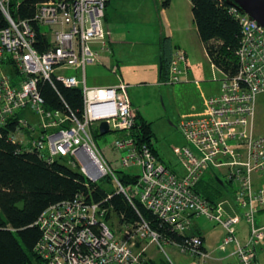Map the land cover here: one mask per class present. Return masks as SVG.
Instances as JSON below:
<instances>
[{
	"label": "built area",
	"instance_id": "2783aa9c",
	"mask_svg": "<svg viewBox=\"0 0 264 264\" xmlns=\"http://www.w3.org/2000/svg\"><path fill=\"white\" fill-rule=\"evenodd\" d=\"M20 1L0 0V10L7 20V25L0 29V66L10 63L18 75L13 79L0 71V126L29 109L30 118L19 116L9 134L20 150L36 151L49 161L66 158L68 164L79 167L92 182L111 175L118 192L129 199L128 194L137 196L141 204L184 236L180 241L165 238L142 218L134 223L107 218L113 210L110 205L77 194L49 205L39 214L36 223L40 237L34 246L39 261L150 264L147 245L151 242L161 246L166 242L201 262L211 253L200 235L187 231L188 212L222 226L224 235L219 247L224 250L235 243L232 253L238 264H257V247L264 248V224L255 221L258 212L264 211V135L255 133L254 116L256 96L264 91L263 27L229 5L240 26L236 51L239 69L232 76L221 71L219 92L204 97L201 110L191 107L182 115L178 127L186 144L176 149L184 161V173L180 174L164 165L147 143H138L131 135L137 114L125 83L102 87L85 83L86 66L97 60L101 50H109L104 28L108 0L36 2L32 21L47 29L42 32L50 42L43 52L34 46V25L11 12ZM94 40L99 42L98 49L92 47ZM185 63L183 51L172 54L166 71L167 83L181 79ZM40 80H58L66 86L79 87L81 116L47 109L38 89ZM102 120L108 122L110 129L124 132L115 140V145L124 151L121 162L138 168L136 189L130 188V192L112 172L89 129L92 122ZM212 167H224L228 181L234 185L232 200L237 205L234 214H226L220 200H208L197 191L200 179ZM241 220L248 226L243 242L237 236Z\"/></svg>",
	"mask_w": 264,
	"mask_h": 264
},
{
	"label": "trees",
	"instance_id": "16d2710c",
	"mask_svg": "<svg viewBox=\"0 0 264 264\" xmlns=\"http://www.w3.org/2000/svg\"><path fill=\"white\" fill-rule=\"evenodd\" d=\"M38 1L40 0H21L19 6L11 12L34 25V46L43 52L50 42L42 32L47 29L32 21L34 5ZM190 1L198 36L209 60L227 76L236 74L239 69L236 51L240 26L229 11V4L224 0ZM162 4L167 7L169 0H163ZM6 25L7 20L0 10V29ZM165 65L163 56L161 78ZM38 89L47 109H60L81 116L83 104L79 87L66 86L58 80H40ZM23 113L24 111L19 112V116ZM19 116L9 118L6 125L0 126V264H30L31 255L39 261L34 252V246L40 237V229L36 223L39 214L49 205L72 199L77 194H82L86 200L110 205L113 210L107 218L114 217L121 223H134L142 218L163 237L174 241L182 240L183 235L173 231L162 218L141 204L137 196L128 194L129 199L117 190L107 191L96 181L87 180L75 167H70L66 158L49 161L40 157L36 151L20 150L9 136ZM131 135L138 143H147L157 156L150 122L136 121ZM116 175L123 186L127 182H136L137 178V175ZM221 184L223 183L214 175L209 179H204L203 176L196 188L203 197L214 201L222 190Z\"/></svg>",
	"mask_w": 264,
	"mask_h": 264
},
{
	"label": "rangeland",
	"instance_id": "374dc122",
	"mask_svg": "<svg viewBox=\"0 0 264 264\" xmlns=\"http://www.w3.org/2000/svg\"><path fill=\"white\" fill-rule=\"evenodd\" d=\"M139 1L143 2V0H112V5L110 6V18L117 25H125L126 23L133 30L137 29L136 13L137 9L142 7ZM177 1L178 4L174 5V10L175 13H178L177 23H180L179 26L176 25V36L180 38L187 48H184L183 46H173L172 44V46H170L167 50L168 52L165 53V62L169 54L171 56L176 50H181L183 52L186 51L187 54L194 58V65L190 63L189 66L197 67L201 71V73H199V75L194 79L202 81V79L206 76L211 78V82H216L217 85H220L219 78L221 74L213 69L207 53L204 51V45L200 43L199 39L194 42L191 38V30L194 33L191 1ZM116 2L120 5L119 11H121V13L119 14L115 13V9L113 7V5H116ZM145 4H151L153 8H156L155 10H157V13H159V11L163 8L162 2L156 3L154 0H147ZM131 13H134L133 17L135 20L133 22H128L125 14L129 15ZM109 24V21L105 20L106 27H109ZM118 37L122 39V42L116 44L117 54L120 55L123 60L122 72L124 74V78L122 80L127 85V93L131 98L133 107H135V110L137 109V122L141 123L143 120L150 122V126L153 130V145L158 152L157 155L160 160L164 165L177 173H184V161L180 158L176 149L184 146L186 144V139L183 137L178 126L182 115L189 112L192 105H197V108H199L200 105H203V102L198 98L200 93L196 87L197 82L193 81V79L192 81L184 83H181L180 80L175 83H167L166 75L168 72L166 71L169 63L168 61L167 65H165L166 69H164L161 80L154 83H146L141 79V81L137 83V54H132L126 44V42L130 40L132 44H136L137 36H135V34L131 31L130 34L121 33ZM164 40L166 39L164 38ZM173 42H175L174 39ZM170 56L168 58L169 60ZM161 60L162 56L159 55V68ZM204 68H206V73ZM213 70L215 71L216 76H213ZM0 71L12 76L13 79L18 77L10 63H3L0 66ZM69 72L70 71H66V73ZM88 72L89 70L87 73ZM86 84L90 86L93 84V81H91L88 77ZM29 114L30 110L25 109L23 116H28ZM28 117L30 118V115ZM98 124V121L92 122L89 129L94 136L93 139L95 140L97 147L107 161L112 172L122 176L138 175V168L133 166H124L121 162L120 156L124 153V151L115 145V140L122 137L123 133L114 129H110V131L106 133H100ZM254 128L256 134L264 135V91L258 93L256 96ZM69 166L72 167L70 164ZM76 169L79 170V167ZM212 175H217L223 182V184H221L222 190L216 200L226 199L225 209L232 214L234 211H229L228 209H233L234 206L235 208L237 207L236 204L233 206V204L230 203V197L233 195L234 185L232 182L228 181L224 167H212L207 170L203 176L204 179H209ZM96 182L107 191L117 190L116 184L112 180L111 175L101 176ZM124 187L129 192L130 188L136 189V185L134 183L128 182L124 184ZM194 215L195 216L191 219L192 232L199 229L203 235L207 236V244L212 246L211 244H215L216 241H218L223 235L224 230L222 226L219 223L207 219L203 215ZM112 221L116 222L117 220L112 219ZM255 221L257 224L264 223V211L258 212L255 216ZM237 226L239 227L237 236L243 242L247 237L248 226L244 220H241ZM152 244L153 245H150L151 247L149 248V253L154 256L155 261L158 264H185L188 262L193 264H203L201 262L194 261L187 254L181 253L170 243L162 242V247L157 243ZM215 246L216 249H218L217 246L219 247V241L215 244ZM232 247H236L235 243L229 244L224 250L218 249L219 251H216L215 255L225 256V252H230ZM209 250H212L211 247H209ZM257 252L259 255V264H264V248L258 246ZM222 261H224L223 264H231L227 257H225V260ZM207 262L211 261L207 260L206 263ZM30 264L42 263L31 255Z\"/></svg>",
	"mask_w": 264,
	"mask_h": 264
},
{
	"label": "crops",
	"instance_id": "0c3cea01",
	"mask_svg": "<svg viewBox=\"0 0 264 264\" xmlns=\"http://www.w3.org/2000/svg\"><path fill=\"white\" fill-rule=\"evenodd\" d=\"M130 1H132V0H130ZM146 1L147 0H143V2L139 1L141 3L142 7L137 9V13H136L137 29H134V30L131 27H129V25H127L126 23H125V25H123V24L117 25L116 23L113 22L112 19L110 18V8H111L110 6L112 5V0H108L106 2L105 14H104V28L106 30L107 37H108L107 43L109 46V50H101L98 57H97V60L86 66V68H85V83H86V80L88 79V77L91 81H93V84L90 86H110V85L118 84L119 82H123V80H122L124 78V74L122 72L123 60L120 57V55L117 54V47H116L117 43L122 42V39H120V37H118V35H120L121 33L130 34L132 31L135 34V36H137L136 44H132L130 42L131 40L126 42V44L129 47L130 52L132 54L133 53L137 54V79H138L137 83L139 81H141V79L146 83H154V82L162 79L161 78V71L162 70L159 68V62H158L159 55L162 57L164 56V58H165V53L168 52L167 50L170 48V46H172V44H173V46H183L184 48H187L186 45L183 44V42L180 40V38H178L176 36V25L179 26L180 22L177 23L178 13H175L174 5L178 4V1L177 0H169L168 6L163 7L161 9V11H159V13H157V10H155L156 8H153V6H151V4H145ZM154 1L156 3L163 2V0H154ZM113 7L115 9L116 14L121 13V11H119L120 5L118 2H116V5L115 6L113 5ZM133 15H134V13H131L129 15L125 14L128 22H133L135 20ZM192 19H193V15H192ZM105 20L109 21V23H110L109 27H106ZM193 23H194V20H193ZM193 30H194V33L191 30V38L193 39L194 42H196V40L199 39V36H198V32H197V28H196L195 23H194V29ZM164 38L166 40H164ZM173 39L175 40V42H173ZM199 41H200V43H202L200 39H199ZM98 43H99L98 41L94 40L92 42V47L95 49H98ZM123 44H125V43H123ZM176 51H181V50H176ZM184 53L186 56V63H185V68L180 75L181 83L192 81L194 78H196V76L199 75V73H201V71L197 67H192V66L190 67L189 66L190 63L194 65V58L192 56H190L189 54H187L186 51H184ZM205 53H206V51H205ZM169 56H170V54H169ZM169 56L167 57L166 65L169 61V59H168ZM210 63H211V61H210ZM211 65H212L214 70L218 71V73L221 74L220 69H218L212 63H211ZM114 66L116 67L115 69H114ZM165 69H166V67H165ZM88 70H89V72H88L89 75L87 73ZM214 70H213V76H216ZM204 71L206 73V68H204ZM76 74L79 77V72H77ZM210 79L211 78H208L205 76L202 79V81H200L198 79L193 80V81L197 82L196 87L198 88L199 93H200V95L198 97L200 99V101H203V98L208 96V95L217 94L219 92L220 85L219 84L217 85L216 82H211ZM137 83H134V84H137ZM130 100H131V98H130ZM131 104H132V101H131ZM202 106L203 105H200V107L197 108V105H192V107H194L196 110H201ZM133 108L135 109V107H133ZM136 114H137V112H136ZM136 121H137V118H136ZM122 133H124V132H122ZM157 157H158V159H160L158 155H157ZM180 174H182V173H180ZM232 199H233V195H232V197H230V203H232L234 206ZM225 200L226 199L220 200L222 203V207L226 213L230 214L225 209L226 208ZM228 210L229 211L233 210L234 212L232 214H234L236 211V208L234 206L233 209H228ZM186 215L189 218V226H188L187 231L189 233H196V234L200 235L204 240L205 247L208 250H209V247H211V249H212L211 251L209 250L210 253L212 252V254H210L211 256L209 258H207V260H209L211 262L206 263L207 260H204V261H201V263H203V264H223L224 261H222V260H225V257H227V259L230 260L231 264H238L237 257L232 253L234 247L231 248L230 252H228V253L225 252V256L215 255V252L219 251L218 249L221 250V248L218 246H217L218 249H216L215 244L218 241L220 242L224 233L221 236V238L218 241H216L215 244H211L212 246H210L207 244V240H206L207 236L203 235V233H201L199 231V229H197L193 232L191 230V219L195 215L192 213L188 214V212H186ZM238 229H239V227L237 226V230ZM150 245H153V244L150 242L147 245L146 254L149 258L150 264H154L153 262L156 263L155 258L152 254L149 253V248L151 247ZM172 246H174V248L179 251V249L175 245L172 244ZM258 256L259 255L257 252V261L259 264ZM190 258H192V257H190ZM171 263H172V261H171ZM188 263H191V262H188ZM188 263H185V264H188Z\"/></svg>",
	"mask_w": 264,
	"mask_h": 264
},
{
	"label": "water",
	"instance_id": "95a60500",
	"mask_svg": "<svg viewBox=\"0 0 264 264\" xmlns=\"http://www.w3.org/2000/svg\"><path fill=\"white\" fill-rule=\"evenodd\" d=\"M227 4L236 7L243 13H246L251 19L255 20L264 29V0H224ZM162 68V60L160 61V69ZM99 132L106 133L110 131L109 124L106 120H102L98 124ZM216 179L223 183L218 176ZM257 264L258 261L256 260Z\"/></svg>",
	"mask_w": 264,
	"mask_h": 264
},
{
	"label": "bare ground",
	"instance_id": "6f19581e",
	"mask_svg": "<svg viewBox=\"0 0 264 264\" xmlns=\"http://www.w3.org/2000/svg\"><path fill=\"white\" fill-rule=\"evenodd\" d=\"M127 223H130V222H127ZM149 226V225H148ZM159 234V233H158ZM160 235V234H159Z\"/></svg>",
	"mask_w": 264,
	"mask_h": 264
}]
</instances>
